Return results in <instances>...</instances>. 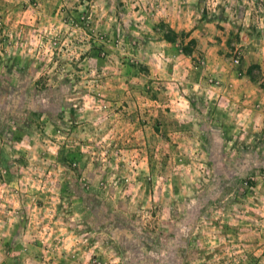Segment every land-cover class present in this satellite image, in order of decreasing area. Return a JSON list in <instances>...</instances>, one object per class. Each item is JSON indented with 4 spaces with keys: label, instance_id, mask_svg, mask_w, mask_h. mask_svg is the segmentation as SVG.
<instances>
[{
    "label": "rangeland",
    "instance_id": "374dc122",
    "mask_svg": "<svg viewBox=\"0 0 264 264\" xmlns=\"http://www.w3.org/2000/svg\"><path fill=\"white\" fill-rule=\"evenodd\" d=\"M242 35L264 50V0H0V264H102L100 240L123 249L128 238L132 264H264V130L244 134L234 109L220 96L218 109L209 104L189 75L141 83L142 54L162 53L160 41L171 68L205 69L206 45L217 65L263 80ZM113 68L142 78L139 102L161 104L140 124L153 182L91 90ZM140 174L146 203L129 195L128 178ZM132 226L144 234L132 239Z\"/></svg>",
    "mask_w": 264,
    "mask_h": 264
},
{
    "label": "crops",
    "instance_id": "0c3cea01",
    "mask_svg": "<svg viewBox=\"0 0 264 264\" xmlns=\"http://www.w3.org/2000/svg\"><path fill=\"white\" fill-rule=\"evenodd\" d=\"M171 17L173 21L176 22L175 26L172 24H169V26L176 28L180 27V16L174 15ZM240 38L242 41L241 44L244 47V58L250 63L259 64L261 71L264 72V50H262L261 47L259 48L258 46H256L252 41L248 39V37L242 35ZM149 45L152 44L150 43ZM159 45H165L164 51H162V53L158 51L148 52V50H144L146 53L144 52L142 54L143 56L141 58L143 59V65H145L147 69V76L142 82L140 81L142 80V78H138L139 76L137 77V73L135 72V74L131 73L130 75L126 76L123 74L122 68H113V71H107L105 73L102 72V75L107 76V78L101 79L94 85L91 84L93 85L91 86V90L99 92L103 97L104 101H98H101L107 106L108 115L106 114V117L103 121L106 120L105 122L114 123V125L118 123L119 128L115 127V129H113V136H116L117 138L129 143L131 147V149L129 150L130 158H132L131 155L134 154V156H137L136 158L138 161H142L144 159L146 163L145 171L147 174L149 173L148 178H151L152 182L154 176L152 170L149 168V162L147 158V151L149 148H151L148 141V138L150 137L149 135L151 133H149L148 128L146 130V128L140 124H147L151 121H154L156 113L153 112V109L154 107H159L161 104L156 101L154 102L152 99H150L149 101H147L146 99H140V102L138 101V99H136L138 98V96H136L137 94L135 95L136 91H134L132 88H134V86H138L140 82L145 83L146 88L155 87L156 85L170 86V81H176L177 83H175L180 85V77H186L187 75H189L191 76V78H189V80L191 81V86H188V88L190 87V89L197 91L198 94L203 95L204 99H206L209 104L212 103V105H218L217 98L218 96H220L219 103H224L226 110L230 111V109H234L232 110L235 111L239 116L238 120H236L237 124L239 125L238 127L243 130L244 134H250L260 129L264 130V86L262 84L264 78L263 80L252 79L248 74L245 73H241L237 76L236 72L233 69L230 70L227 66L222 64L217 65L215 59L216 57H220L219 54L211 50V47H206V45L199 46L201 49L200 51H202L203 58L205 59V69H201L199 70V72H195L193 68H190L189 60L188 64L187 61L182 60L180 62H177L176 65L171 68L165 64V62L168 61V58L173 56L172 53L167 50L169 44L164 41H160ZM255 49H259V52L255 51ZM181 57L184 58V56ZM103 68H105V66ZM108 68L109 67H106V69ZM198 76L215 77L221 82L218 83L219 86L222 87L218 88L213 85H205L200 80L201 77L199 78ZM176 84L173 83V86H178ZM153 102L154 105L152 104ZM70 106V104H67L65 107L67 110L68 120L71 119V117H69ZM216 108L218 109L217 106ZM77 116L80 117L79 121L84 120L82 115L78 114ZM156 119L163 122V117H160V119ZM151 139H153V137H151ZM148 153L150 152L148 151ZM116 170V172L119 173L124 172L123 169L119 166H116ZM136 172L137 170L135 169V173ZM128 179H130L131 184L128 185V187H131V189H129V195L130 197L135 198L134 203H146L149 200V196L144 197L147 184H145L144 182L145 179L143 175H130ZM151 190H153V188H151ZM147 192H149L148 189ZM121 204L123 203L121 202ZM116 207L118 208L117 211H124V215H128L125 211L127 209L126 206H124L123 208L122 205H116ZM119 213L120 212L112 211V214L115 215L113 216V218H116ZM137 213H141L139 209H137ZM140 218L142 219V215L140 216ZM103 226L104 225H98L100 229H103ZM132 230V239L136 238L137 235L139 236L141 234H144L142 226H134ZM88 235H91V233L89 232ZM125 243L126 247L123 249L122 247L111 248V246H108L110 245V242L107 243L105 241L103 242V240H100V242L98 243L99 247L102 249V254L104 256L106 255V261H103L101 263L132 264L130 254L131 250H135L136 248L131 249L132 242L129 238ZM139 247L137 248L138 253L141 251ZM94 249V246H91L88 248V252L90 253L91 250Z\"/></svg>",
    "mask_w": 264,
    "mask_h": 264
},
{
    "label": "trees",
    "instance_id": "16d2710c",
    "mask_svg": "<svg viewBox=\"0 0 264 264\" xmlns=\"http://www.w3.org/2000/svg\"><path fill=\"white\" fill-rule=\"evenodd\" d=\"M162 38L164 41L168 42V43H173L175 41L174 37L169 36L168 34H163ZM182 51H184V53H188L186 49H182ZM73 108L70 106L69 107V117H71L73 115ZM1 181V178H0Z\"/></svg>",
    "mask_w": 264,
    "mask_h": 264
},
{
    "label": "built area",
    "instance_id": "2783aa9c",
    "mask_svg": "<svg viewBox=\"0 0 264 264\" xmlns=\"http://www.w3.org/2000/svg\"><path fill=\"white\" fill-rule=\"evenodd\" d=\"M235 62H236V60H235Z\"/></svg>",
    "mask_w": 264,
    "mask_h": 264
}]
</instances>
